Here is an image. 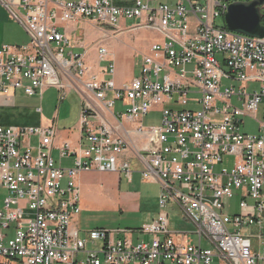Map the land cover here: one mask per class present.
Segmentation results:
<instances>
[{
	"label": "built area",
	"instance_id": "2783aa9c",
	"mask_svg": "<svg viewBox=\"0 0 264 264\" xmlns=\"http://www.w3.org/2000/svg\"><path fill=\"white\" fill-rule=\"evenodd\" d=\"M0 6L29 38L0 48V97L54 88L60 104L74 92L81 132L78 153L68 143L58 148L59 158L74 156L73 167L63 168L50 154L53 121L0 126V189L7 192L0 264H212L215 257L264 264V38L217 25L228 7L223 0H0ZM81 22L103 31L149 30L158 40L142 53L137 75L116 88L108 48L96 46L98 71L90 74L86 48L62 32ZM223 81L239 87L223 88ZM115 101L127 111L115 113ZM152 111L161 113L160 125L143 126ZM245 117L258 124L256 133L241 131ZM225 157L231 167L216 171ZM83 172L124 173L129 183L138 172L142 182L159 185L157 217L138 229L148 241L134 244L135 230L118 229L80 238L72 218L81 211L76 176ZM234 196L238 212L230 214ZM169 206L196 227L197 242L169 230Z\"/></svg>",
	"mask_w": 264,
	"mask_h": 264
},
{
	"label": "rangeland",
	"instance_id": "374dc122",
	"mask_svg": "<svg viewBox=\"0 0 264 264\" xmlns=\"http://www.w3.org/2000/svg\"><path fill=\"white\" fill-rule=\"evenodd\" d=\"M79 1V0H67ZM167 3H173L175 0H164ZM2 7V6H1ZM4 10L3 21L0 23V43L8 44H25L29 42L27 33L16 21H14L9 12ZM222 17L216 19L217 25H223ZM133 21H126L125 26L131 27ZM65 36L75 46L78 44L88 50L86 52V63L91 66L94 51L97 45H103L108 48L109 53H114L116 59L114 61L115 68L117 62V70L114 78H121L128 80L137 75L139 60L143 52H145L152 42L158 40L156 34L149 30L136 29L124 31H103L94 27L89 22H81L78 24H69L62 30ZM19 45L18 47H20ZM90 49V50H89ZM83 48H75L74 53L84 52ZM217 59L221 60L222 57L218 56ZM90 62V63H89ZM95 63V61H94ZM96 65V63H95ZM101 66H106L107 63H100ZM227 71V68L222 66ZM108 78V77H106ZM234 86L237 90L239 87L238 82L223 81L222 87ZM67 95L66 99L58 104V92L54 88L45 89L41 101L39 97H28L23 94L21 90L15 91V103L17 108L5 109L0 111L9 116L10 124L17 126L36 125L39 116L34 114L33 108L38 105L45 109L48 106V112L43 110L42 116L49 119V122L55 118L57 130L68 129L69 126L77 122V115L79 112L80 98L74 93ZM111 94L109 93V98ZM35 99V102L33 101ZM168 108V106H166ZM195 107H192L194 109ZM22 109V110H21ZM115 113L127 111V107L123 106L120 101H115ZM48 115V116H46ZM241 131L254 134L257 132L258 124L251 118L245 117ZM161 123V113L152 111L142 118V125L145 127L158 126ZM232 159L225 157L223 163L216 167L219 171L222 166L230 168ZM134 167V161L131 163ZM133 170V169H132ZM116 175L112 173H97L90 172L84 176L80 184L81 200L80 205L85 210L78 214L77 228L80 230V238H85L84 231L93 229H106V230H135L132 237L134 244L140 241H148L147 236L138 233V229L148 222L156 218L159 211L158 200L160 195V187L157 183H144L141 181V176L138 172L132 173V181L129 183L124 173L119 174V180ZM63 180L61 185L64 186ZM119 194L125 192L139 193V206L137 207V199L127 197L126 199L120 197L115 193V186ZM7 196V192L0 189V209L3 207V200ZM239 198L234 196L230 200V214L238 212ZM248 202H250L248 200ZM169 216V230L172 232H181L188 234L185 241L197 242V237L193 234L196 227L181 218L179 210L174 206L166 208ZM15 224H9V230L4 231L8 234L9 238L13 237ZM203 247H209L203 243ZM169 264V263H166ZM215 264H218V259L215 258Z\"/></svg>",
	"mask_w": 264,
	"mask_h": 264
},
{
	"label": "crops",
	"instance_id": "0c3cea01",
	"mask_svg": "<svg viewBox=\"0 0 264 264\" xmlns=\"http://www.w3.org/2000/svg\"><path fill=\"white\" fill-rule=\"evenodd\" d=\"M3 9L4 8L0 6V23L3 21V15L5 13ZM27 43H25V44H27ZM2 45L17 46L18 47L21 44L16 45V44L0 43V48H1ZM91 49L94 51L93 52L94 55H93V59L91 60V66H88V63H87V66H88V70H89L90 74H95L98 71L97 52H96V49H94V48H91ZM111 57L115 61L116 55L114 53H111ZM94 61H95L96 65H95ZM116 70H117V62H116L115 72H116ZM106 79H108V78H106ZM130 80H131V78L128 79V80H122L121 78H117L116 79V78L113 77L114 85H115L116 88H121L123 85L128 83ZM69 94H71V93H69ZM42 95L41 96L37 95V97H39L40 101L42 99ZM14 98H15V93L12 95V97H9V99L4 98V97H0V111L5 110V109H12V108L15 109V108H17ZM34 98H36V96H34ZM33 101L35 102V99ZM38 109H40V112H37ZM48 109H49L48 106H45V109H43L42 106L36 105L33 108V112H34V114L39 116V119H38L36 125H29V126H45V125H48L50 123L49 119L44 117V116H42L43 110H46L48 112ZM46 116H48V115H46ZM78 116H79V112H78V115H77V122L73 123L71 125V127L69 126L68 129L57 130V127H56V136H55V138L53 140L50 154H51V157L53 158V160L56 162V164L60 165L63 168H71V167H73L74 156H71L69 158H62L61 159V158H59V150H58V148L63 143H68L70 145L71 149L74 150L77 153L79 152V150L81 148V132H80V127H79V123H78ZM9 118H10L9 116L5 115V113L2 112L1 115H0V126H17V125L10 124ZM52 121L56 125L55 118H53ZM113 121L114 120H111L112 123H113ZM87 173H90V172L79 173L76 176V184H77V187L79 189L80 200H81L80 184H81L82 180L84 179V176ZM112 174L116 175L115 176L116 179L119 180V174H116V173H112ZM114 186H115V193L120 195V197H122V198L124 197L125 199L127 197H131V198L137 199V202H138L137 203V207L139 206V204H140L139 203V193H137V192H129V193H127V192H125L123 194H119V191L116 188L117 185L115 184ZM80 200H79V205H80ZM80 210H81L80 211V213H81L82 210H85V209L83 207H81V205H80ZM77 219H78V215L77 216L74 215L73 218H72V227L73 228H77ZM100 229H102V228H100ZM215 258H217V257H215ZM215 258L213 259V263L212 264H215ZM217 259H218V264H228L224 260H221L219 258H217ZM10 264H17V263L11 262Z\"/></svg>",
	"mask_w": 264,
	"mask_h": 264
},
{
	"label": "water",
	"instance_id": "95a60500",
	"mask_svg": "<svg viewBox=\"0 0 264 264\" xmlns=\"http://www.w3.org/2000/svg\"><path fill=\"white\" fill-rule=\"evenodd\" d=\"M228 3L223 17L228 31L252 38H264L261 7L264 0H223Z\"/></svg>",
	"mask_w": 264,
	"mask_h": 264
},
{
	"label": "trees",
	"instance_id": "16d2710c",
	"mask_svg": "<svg viewBox=\"0 0 264 264\" xmlns=\"http://www.w3.org/2000/svg\"><path fill=\"white\" fill-rule=\"evenodd\" d=\"M261 23L264 26V12L261 11Z\"/></svg>",
	"mask_w": 264,
	"mask_h": 264
},
{
	"label": "bare ground",
	"instance_id": "6f19581e",
	"mask_svg": "<svg viewBox=\"0 0 264 264\" xmlns=\"http://www.w3.org/2000/svg\"><path fill=\"white\" fill-rule=\"evenodd\" d=\"M110 56H111V53H110Z\"/></svg>",
	"mask_w": 264,
	"mask_h": 264
},
{
	"label": "flooded vegetation",
	"instance_id": "af4514ba",
	"mask_svg": "<svg viewBox=\"0 0 264 264\" xmlns=\"http://www.w3.org/2000/svg\"><path fill=\"white\" fill-rule=\"evenodd\" d=\"M243 1V0H242Z\"/></svg>",
	"mask_w": 264,
	"mask_h": 264
}]
</instances>
